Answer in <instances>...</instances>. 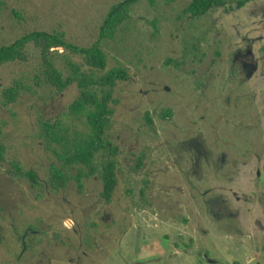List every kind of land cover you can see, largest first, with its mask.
Returning <instances> with one entry per match:
<instances>
[{
  "label": "rangeland",
  "instance_id": "obj_1",
  "mask_svg": "<svg viewBox=\"0 0 264 264\" xmlns=\"http://www.w3.org/2000/svg\"><path fill=\"white\" fill-rule=\"evenodd\" d=\"M122 1L0 0V47L33 31L91 47ZM189 8L138 0L101 42L98 81L124 78L93 88L109 114L87 166L65 162L96 111L72 109L77 85L34 90L31 47L27 63L0 68V264H264V0ZM18 83L30 90L9 101ZM104 165L110 200L90 173ZM54 166L67 168L66 189H51Z\"/></svg>",
  "mask_w": 264,
  "mask_h": 264
},
{
  "label": "trees",
  "instance_id": "obj_2",
  "mask_svg": "<svg viewBox=\"0 0 264 264\" xmlns=\"http://www.w3.org/2000/svg\"><path fill=\"white\" fill-rule=\"evenodd\" d=\"M136 1L138 0H124L109 10L101 26L98 40L91 47H81L68 42L62 32L48 33L43 31L29 32L11 45L0 47V68L11 64L27 63L28 50L30 47L33 48L40 60V68L36 69L35 75L30 78L34 90H40L53 96V94L64 92L72 85H77L81 96L72 105V109L76 112H84L88 107H95V112L88 113V124L91 130L88 140L76 147L75 154L65 158L67 165L82 162V165L87 166L94 149L102 144L101 136L106 122V115L109 112H107L106 102L99 101L97 96L93 95L97 94L93 88L95 86L102 87L105 83L113 89L116 82L124 78V73L122 70L109 72L107 76L101 78L102 84H100L98 81L100 77L97 76L105 70L107 63L101 42L114 38L120 26L128 18L130 5ZM222 4L223 0H190L189 9L192 14L202 15ZM60 51L68 52V56L63 63L64 68L59 67L57 64V60L59 61L61 58ZM25 87L30 90L25 83H18L16 87L9 88L4 92L5 97L9 101H14ZM93 91L96 93H93ZM59 138V141H67L66 137ZM62 167L54 166L51 171L50 187L54 191H60L68 187L70 178L67 175V168L65 167L66 172H64V167L63 169ZM112 169L110 165H104L101 172L90 171L91 175L98 174V178L103 185L102 195L106 200L112 198L117 186ZM27 176L33 182H37L35 172L28 171ZM85 177L88 179V176ZM77 181H79L78 178Z\"/></svg>",
  "mask_w": 264,
  "mask_h": 264
}]
</instances>
